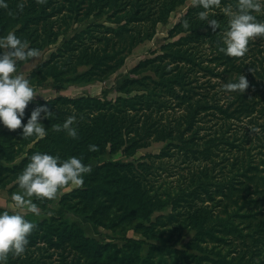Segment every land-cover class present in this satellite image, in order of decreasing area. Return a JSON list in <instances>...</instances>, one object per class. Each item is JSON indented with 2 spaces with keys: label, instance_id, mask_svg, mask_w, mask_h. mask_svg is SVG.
<instances>
[{
  "label": "rangeland",
  "instance_id": "1",
  "mask_svg": "<svg viewBox=\"0 0 264 264\" xmlns=\"http://www.w3.org/2000/svg\"><path fill=\"white\" fill-rule=\"evenodd\" d=\"M91 1L23 0L22 13L10 15L7 10V17L23 19L9 17L0 35L14 31L30 47L41 50L37 57L17 61V72L29 78L38 92L33 103L44 96L89 95L112 102L128 97L129 79L154 76L149 70L140 75L133 70L164 55L165 45L187 35L173 36L172 30L195 6L193 0L184 1L166 23L156 24L151 39L132 43L136 35L132 30L145 31L151 22L118 23L119 13L125 11L114 13L106 7L100 14V9L88 8ZM234 1L230 5L235 9L238 0ZM32 4L41 7L27 16L26 6ZM224 7L211 12L228 21ZM257 15L264 19V13ZM76 34L81 35L76 38ZM72 39L85 50L63 51V44ZM192 46L188 54L193 62L171 63L167 68L178 67L186 74L176 87V108L165 107L167 126L161 123V112L155 113L151 126L142 125L138 131L147 140L145 145L128 151L124 144L116 153H110L109 145L105 154L91 156L86 163L92 171L84 174L83 185L62 186L54 198H32L38 214L17 209L12 200V193L21 191L16 178L30 159L29 151L38 148L37 139L27 141L17 131L0 140V211H21L35 223L26 251L9 253L4 264H264V230L257 233L248 227L253 219L264 220V35L251 39L248 51L239 57H223L210 42ZM101 47L106 56L100 61ZM123 56L121 67H109ZM86 58L90 65L82 62ZM56 63L60 74L70 73L73 78L56 81L52 76ZM104 68H110L106 76L100 72ZM241 72L249 80L244 93L222 87ZM84 74L92 81L76 78ZM31 110L27 105L26 113ZM186 115L191 116V124L183 123ZM95 116L87 112L78 120L91 126ZM5 128L0 122V133ZM125 131L136 136L132 127ZM107 163L115 168H107ZM132 181H142L158 196L149 216L131 202ZM259 213L257 219L254 214ZM201 224L209 233L194 242ZM256 240L260 247H255Z\"/></svg>",
  "mask_w": 264,
  "mask_h": 264
},
{
  "label": "trees",
  "instance_id": "2",
  "mask_svg": "<svg viewBox=\"0 0 264 264\" xmlns=\"http://www.w3.org/2000/svg\"><path fill=\"white\" fill-rule=\"evenodd\" d=\"M186 0H152L151 2H142V0H92L90 10L100 9V14L107 11L106 7H109V10H114V13L117 11H125L119 13L117 17V22L122 21L129 22L134 20L135 24H142L145 26L147 23L151 22V25L147 27L144 31L143 29L138 31V27H135L132 31L136 32L134 40L132 43H139L140 41L151 39L155 33V26L158 22L166 23L169 19V15L174 11L179 5ZM8 2V7H0V33H3L8 27V21L11 19L22 20L23 18L7 17V10L10 15L13 13H22L23 9L19 7V0H11ZM234 0H220L219 5H214L213 10L220 8L222 5L227 6L233 4ZM123 5V6H122ZM40 4H32L29 8L26 6L27 16L35 15L34 10L39 9ZM32 9V11H29ZM202 10V5L190 8L188 12L184 15L181 22L172 30V35H179L186 33L187 35L182 37L177 43L179 47H173V43L167 44L163 47L164 55L158 56L152 60H146L141 62L133 71L134 74L140 75L145 71H152L154 73L153 78L149 76L142 77L140 79H129L128 84L132 86L128 92V97L118 98L115 102L106 101L96 96H80L76 98H71L68 96H58L49 100H36L34 103L29 102L28 107L33 109L38 104H48L50 110L52 111L51 116H45L43 113L41 116L44 117L45 127L47 129V135L43 138H38L35 136H24L27 141H34L37 139L35 148L29 151V156H31L36 151H48L53 154H59L63 158H67L72 155L80 157L84 163L91 157L95 155H103L106 153L109 145L111 146L110 153H116L121 146L124 144L127 145V150H137L138 148L145 145L147 140L142 139L144 135L139 134V129L146 126H151L153 116L155 113L161 112V123L164 127L167 126L166 122L163 119L166 118V110L169 107L176 108L179 98L176 93V87L180 85L181 81L186 78L185 71L180 68L173 70H167L172 64H180L182 61H190L188 53L193 49L194 43H199L201 45L210 42L211 48L216 53L225 56H230L222 51L223 45V30L227 27V19L224 15H218L210 12V17H215L219 22V28L216 31L212 30V27L207 24L206 20H202L198 13ZM45 16L44 11L41 13V18ZM149 17V18H148ZM27 17H24V26L27 25ZM148 19V20H146ZM188 21V27L184 25V21ZM135 26V25H134ZM126 27L125 25L120 28ZM58 34V33H56ZM82 34V33H81ZM81 34H76L78 38ZM107 33H105V36ZM122 39V36H119V39ZM58 39V38H57ZM75 39L67 41L63 44V51L70 50H85V47L81 42L74 43ZM106 49L100 48V61L104 59L106 54ZM63 53V52H62ZM188 54V55H187ZM54 56V55H53ZM171 59L172 62H168ZM86 58L82 61L85 64L90 65L91 61ZM125 63V56L119 58L111 69H116L121 67ZM104 67V66H100ZM109 74L110 68H104L100 72ZM59 72L58 64L56 63L54 70L52 71V76L56 78V81H69L73 77V74ZM103 76V77H105ZM77 79L83 78L87 81H92L91 77H87V74L76 76ZM183 80V81H184ZM136 94H131L132 92ZM130 94V96H129ZM173 101V103L171 102ZM175 103V105H173ZM68 111V115H76L77 120L74 121L75 127L78 129V136L71 137L67 131L63 128L57 130L55 128L56 124H63L64 115ZM95 112V117L93 119V124L87 126L84 124L83 120H78L83 115ZM28 115L31 112L27 113ZM165 114V115H164ZM186 120L183 123H192L190 115H186ZM142 123V124H141ZM143 125V126H142ZM162 126V129H163ZM132 127L135 129L136 136L132 135L131 131H125V128ZM22 133V128L14 131L10 128H5L0 133V140L10 139L12 136L16 135V132ZM131 132V133H130ZM128 133V136H127ZM155 133V132H154ZM153 133V135H154ZM151 136V135H150ZM95 143L98 145V148L95 150H90L89 145ZM107 168L114 169L115 165L112 163H107L105 165ZM130 189V199L133 205L137 207L145 216H149L155 210V204L157 203L158 196L152 194L151 191L143 184L142 181H132L128 186ZM256 215L258 218L259 214ZM251 229L255 230L257 233H261L264 230V220H252L249 223ZM209 233L206 230V225L201 224L199 230L196 233L195 241H200L204 238V235ZM255 247H260L258 240L255 241ZM196 247H200L199 244H196ZM255 254V252H254Z\"/></svg>",
  "mask_w": 264,
  "mask_h": 264
},
{
  "label": "clouds",
  "instance_id": "3",
  "mask_svg": "<svg viewBox=\"0 0 264 264\" xmlns=\"http://www.w3.org/2000/svg\"><path fill=\"white\" fill-rule=\"evenodd\" d=\"M43 2V0H41ZM193 4L202 5L198 15L212 27L213 31L219 28L220 22L215 17H210L214 5H219L220 0H193ZM0 7L7 8V0H0ZM19 7H24L21 0ZM227 15V27L223 30V47L228 55L243 56L248 51L251 39L264 35V19L258 18L257 13H264V0H238L234 9L231 5L223 8ZM187 28L188 21H184ZM27 39L17 36L14 31L0 35V122L10 129L22 127V136H35L43 138L47 135L45 124L41 120L42 113L51 116L52 111L48 104H38L28 115L26 106L38 94L35 87L23 73L17 72V61L34 58L41 54L37 47H30ZM249 86V80L244 73L237 79L229 80L222 87L229 91L242 93ZM40 94V93H39ZM44 96V95H43ZM45 100L49 97L44 96ZM27 116L26 122L24 118ZM77 120L76 115H69L63 124H56L55 128L65 129L71 137L78 136L77 127L73 126ZM98 145L92 143L90 150H95ZM92 171V165L72 155L67 158L48 151L34 152L17 176L21 191L12 193V200L17 209L27 208L38 214L39 208L32 199L54 198L59 189L69 183L83 185L85 173ZM35 228V223L26 218L21 211H0V264H4L9 253L21 255L26 251L29 236Z\"/></svg>",
  "mask_w": 264,
  "mask_h": 264
}]
</instances>
